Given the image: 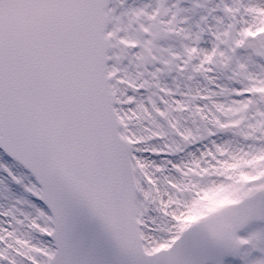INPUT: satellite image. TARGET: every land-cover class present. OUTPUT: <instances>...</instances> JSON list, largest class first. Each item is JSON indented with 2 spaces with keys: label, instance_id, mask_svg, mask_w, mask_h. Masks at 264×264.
Instances as JSON below:
<instances>
[{
  "label": "snow or ice",
  "instance_id": "1",
  "mask_svg": "<svg viewBox=\"0 0 264 264\" xmlns=\"http://www.w3.org/2000/svg\"><path fill=\"white\" fill-rule=\"evenodd\" d=\"M0 264H264V0H0Z\"/></svg>",
  "mask_w": 264,
  "mask_h": 264
}]
</instances>
